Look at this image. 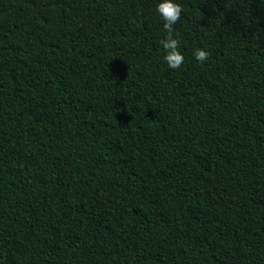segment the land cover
I'll use <instances>...</instances> for the list:
<instances>
[{"label":"trees","instance_id":"16d2710c","mask_svg":"<svg viewBox=\"0 0 264 264\" xmlns=\"http://www.w3.org/2000/svg\"><path fill=\"white\" fill-rule=\"evenodd\" d=\"M161 2L0 0V264H264V0H173L179 70Z\"/></svg>","mask_w":264,"mask_h":264},{"label":"clouds","instance_id":"9594fccd","mask_svg":"<svg viewBox=\"0 0 264 264\" xmlns=\"http://www.w3.org/2000/svg\"><path fill=\"white\" fill-rule=\"evenodd\" d=\"M156 11L164 21L163 27L168 33L166 39L160 41L166 51L164 60L170 69L179 70L184 63V56L178 50L180 41L173 35V26L180 20L183 9L173 0H163L157 5ZM178 35L176 33L177 37ZM194 56L196 60L203 64L209 58L210 53L198 48L195 50Z\"/></svg>","mask_w":264,"mask_h":264}]
</instances>
